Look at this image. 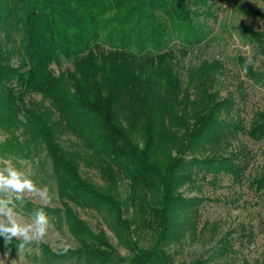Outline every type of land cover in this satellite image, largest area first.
Segmentation results:
<instances>
[{"label": "trees", "instance_id": "obj_1", "mask_svg": "<svg viewBox=\"0 0 264 264\" xmlns=\"http://www.w3.org/2000/svg\"><path fill=\"white\" fill-rule=\"evenodd\" d=\"M202 7L209 9L207 0H0V127L20 124L28 140L44 144L63 217L79 243L70 252L46 251L47 257L71 255L86 264H108L115 253L103 230L93 232L70 202L96 208L105 205L115 214V226L128 237L136 229H151L157 245L174 234L175 205L193 214L180 222L178 233L192 226L201 199L184 198L177 192L198 171H203L201 178L220 173L232 181L241 178L245 154L225 149V140L241 131L252 139H264V114L257 113L246 129L241 118H221V112H229L235 101L231 97L215 100L208 92L209 73L215 66L205 62L190 73L195 99L185 90L179 99L181 86L167 61L173 53L161 51L174 35L183 46L204 38L202 27L193 20ZM11 28L20 32L17 65L10 63L11 51L3 44ZM249 34L264 50V35ZM101 44L108 49L100 50ZM63 60L72 67L55 74L51 65L59 67ZM239 63L243 69L245 60ZM245 74L264 84V76L251 66ZM30 92L40 94L50 106L25 104L23 97ZM188 104L195 110L190 116ZM20 111L23 120L17 119ZM137 128L141 145L133 134ZM64 130L82 140L85 155L61 145L58 134ZM170 148L179 155L171 156ZM207 149L211 154L203 157L185 160L182 156L187 150ZM81 162L99 170L104 186L81 176ZM119 174L129 179L131 190L125 201L114 194ZM250 185L264 191V171ZM125 202L134 211L129 218L122 215ZM0 242L5 244L3 238ZM19 243L14 239L7 245L15 248ZM128 243L129 264H166L167 255L156 245L144 249L130 237ZM204 263L200 258L192 264Z\"/></svg>", "mask_w": 264, "mask_h": 264}, {"label": "rangeland", "instance_id": "obj_2", "mask_svg": "<svg viewBox=\"0 0 264 264\" xmlns=\"http://www.w3.org/2000/svg\"><path fill=\"white\" fill-rule=\"evenodd\" d=\"M207 3L208 10L204 11L202 7L199 14L193 16V20L202 27L204 38L195 45L183 46L181 39L174 35L166 41L161 51L170 50L173 53V57L167 61L176 72L181 86L179 99L182 98L184 90L191 100L196 97L195 81H189L191 72H195L204 62L215 66L209 73L207 90L213 94L215 100L231 97L235 101L234 106L227 113L222 111L220 116L226 121L241 118L246 129L257 113L264 114V84L262 81L255 83L247 78L239 62L240 59L250 61L249 66L264 76V50L249 34L254 31L264 35V0H207ZM9 37L3 44L11 51L10 63L17 65L21 53L18 47L20 32L11 28ZM99 49L107 50L108 46L101 44ZM71 67V63L66 60L59 67L51 65L55 74ZM23 100L25 104L37 102L50 106L49 101L38 93H27ZM186 107L190 116L195 110L191 104ZM178 110L181 111L179 108ZM17 119L23 120L21 111L18 112ZM18 125L0 127V158H10L18 168L30 170L37 185H46L52 195V203L47 207L32 199L26 200L23 209L18 208V211L30 218L34 209L44 207L54 228L44 242L31 245V251L22 254L17 251V247L12 248L0 242V264H86L84 259L71 255L58 257L59 259L47 257L49 255L46 251L61 253V245H67L70 252L77 249L79 243L70 233L63 217V203L58 195L51 160L44 144L39 140H28V133L22 125ZM133 134L141 145L143 138L138 128ZM58 141L64 148L76 149L84 155L87 152L81 148L82 140L73 132L62 131L58 134ZM225 142L227 146L224 145ZM225 142L222 147L224 145L228 151L239 150L245 154L241 158L246 165L241 178L232 181L228 175L221 173L215 178L211 174L201 178L203 171H198L177 192V195L184 198L201 199L195 208L192 226L178 233L180 224L185 223L193 214L190 209H184L181 204H177L172 212L174 221L171 228L174 234L171 232L165 242L156 245L154 231L145 228L130 233L132 242L144 249L156 245V248L167 255L166 264H192L200 258L205 260L204 264H264V191H257L250 185L252 178L264 171V139H252L245 131H241L227 138ZM170 154L179 155L175 148H170ZM182 154L185 160H190L193 156L211 154V151L207 149L192 153L187 150ZM79 170L83 178L104 186L97 168L81 162ZM117 179L115 197L125 201L131 190L129 179L121 174ZM69 204L93 232L103 230L105 233L115 249L108 264H129V237L115 226V214L105 205L96 208L72 202ZM133 212L132 206L125 202L123 218L131 217Z\"/></svg>", "mask_w": 264, "mask_h": 264}, {"label": "clouds", "instance_id": "obj_3", "mask_svg": "<svg viewBox=\"0 0 264 264\" xmlns=\"http://www.w3.org/2000/svg\"><path fill=\"white\" fill-rule=\"evenodd\" d=\"M251 62L245 61L243 71L247 72ZM30 170L18 168L10 158H0V238L5 244L14 239L19 253L31 251V245L44 242L54 225L50 222L44 207L52 203L49 188L38 186L32 179ZM38 200L44 207L33 210L26 218L19 209H23L26 200ZM61 251L67 252L68 246L61 245Z\"/></svg>", "mask_w": 264, "mask_h": 264}]
</instances>
